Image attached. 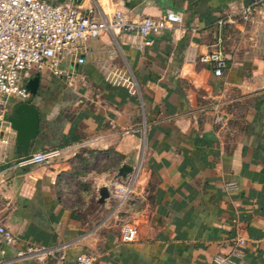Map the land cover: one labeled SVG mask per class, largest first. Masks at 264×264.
Returning <instances> with one entry per match:
<instances>
[{"label":"crops","instance_id":"obj_1","mask_svg":"<svg viewBox=\"0 0 264 264\" xmlns=\"http://www.w3.org/2000/svg\"><path fill=\"white\" fill-rule=\"evenodd\" d=\"M44 1L133 23L172 11L183 23L146 40L88 41L87 63L66 66L73 79L37 74L27 103L39 135L27 152L12 135L0 168V223L15 236L0 237V264H77L83 254L97 264H215L241 238L239 263L264 264V21L226 27L223 77L201 61L216 21L252 0ZM21 103L9 101L8 120ZM55 149L50 163L20 165ZM124 165L133 172L118 178ZM115 179L132 192L100 203ZM125 224L137 227L133 243L122 242ZM32 245L45 249L41 260L18 257Z\"/></svg>","mask_w":264,"mask_h":264},{"label":"built area","instance_id":"obj_2","mask_svg":"<svg viewBox=\"0 0 264 264\" xmlns=\"http://www.w3.org/2000/svg\"><path fill=\"white\" fill-rule=\"evenodd\" d=\"M264 21V0H252L239 11L218 19L215 24L216 41L212 50L201 61L213 67L216 77H223L228 66L224 51V32L228 25ZM183 18L168 12L162 19L145 18L139 23L127 20L123 12H116L109 19H97L92 9L87 12L67 4H54L44 0H0V168L8 163L10 137L15 135L7 119L11 99L27 103L31 93L28 82L45 70L57 76L69 75V64L83 66L87 63L86 43L109 33L119 37L124 33L135 34L143 39L181 25ZM261 23V22H259ZM150 45V42L146 43ZM61 155L60 150H48L25 157L21 166L47 164ZM110 192L123 200L131 192L133 182L122 184L118 179L110 183ZM137 227L130 224L121 229L122 242L136 241ZM0 237L7 244L15 242V236L0 223ZM246 245L239 239L231 256H218L215 264H240ZM45 249L29 246L19 251L20 258L41 260ZM77 264H97L91 254L78 257Z\"/></svg>","mask_w":264,"mask_h":264},{"label":"water","instance_id":"obj_3","mask_svg":"<svg viewBox=\"0 0 264 264\" xmlns=\"http://www.w3.org/2000/svg\"><path fill=\"white\" fill-rule=\"evenodd\" d=\"M39 83L40 77L38 75L28 82L27 89L32 95L37 93ZM9 122L11 124V129L16 135L18 150L27 152L31 141L39 135L40 115L38 109L28 103H21L13 109V112L9 117ZM132 172V167L124 165L119 169L117 177L126 179ZM99 194L100 203H104L111 196L108 187L102 188Z\"/></svg>","mask_w":264,"mask_h":264},{"label":"rangeland","instance_id":"obj_4","mask_svg":"<svg viewBox=\"0 0 264 264\" xmlns=\"http://www.w3.org/2000/svg\"><path fill=\"white\" fill-rule=\"evenodd\" d=\"M117 79H119V81H121L122 79L119 77V78H117Z\"/></svg>","mask_w":264,"mask_h":264}]
</instances>
